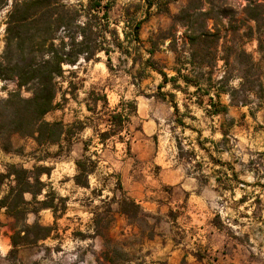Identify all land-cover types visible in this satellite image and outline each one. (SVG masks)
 <instances>
[{
  "label": "rangeland",
  "instance_id": "374dc122",
  "mask_svg": "<svg viewBox=\"0 0 264 264\" xmlns=\"http://www.w3.org/2000/svg\"><path fill=\"white\" fill-rule=\"evenodd\" d=\"M22 1L0 0V55L5 45L8 16L16 12ZM196 1L199 2L198 10L204 13L198 20L208 16L206 28L217 36L213 78L220 79L224 74L231 86L238 87L235 98L246 100L245 103L257 102L264 95L261 82L264 0H171L169 13H156L155 7H151L148 15L144 0H101L100 5L87 14L85 10L89 2L93 4L92 0H58L52 2L50 8L43 3L36 6L40 13L52 9V18L64 16L70 21L69 27L56 29L53 39L57 46L63 40L65 50H75L79 46L78 42L83 41L82 32L76 25L88 22L83 36L92 50V57L86 60L83 58L86 53L79 54L73 65L64 64L63 75L56 78L60 90L55 101L59 106L43 118L61 120L67 129V138L61 141L60 148L56 144L37 145L31 137L15 133L10 137L9 149L4 150L1 147L4 142L0 140V172H5L8 164H15L31 170L43 182L41 193L36 197L38 203L32 201L30 193L23 194L30 203L25 205L22 215L13 216L4 206L0 207V264H180L182 260L188 264L197 260L196 255L203 257L202 264H215L219 255L212 249L195 253L198 247L187 246L188 238H183L184 245L173 259L168 258L175 243H179L186 232L177 223L166 220L164 211L154 213L140 205L139 216L132 218L119 207L122 192L128 196L120 180L124 168L131 166L130 171L136 172V177H142L143 170L156 171L151 163L132 157L142 120L136 111L142 114L149 102H162L155 95L161 76L143 67L141 61L152 56L168 76L175 74L172 68L176 53L183 62L187 61L190 57L189 28L186 23L173 21L172 16L186 8L192 12ZM250 13L259 15L252 18ZM139 19L144 20L139 31L141 41L137 42L132 36V25ZM73 32L74 40L69 35ZM151 47L153 53L148 52ZM249 58L256 67L250 66ZM243 62L247 63L246 67ZM183 66L185 73L193 74L189 63ZM244 69L249 75L247 78L240 76ZM208 70L203 67V71ZM256 75L261 88L252 80ZM178 82L184 86L181 80ZM184 88L183 92L176 90L170 82L161 88L162 92H172L174 101L180 105L174 113L170 103L164 101L171 106V113L160 123L157 133L164 138L170 137L181 162H189L192 166L195 165L191 162L195 149L205 155L197 146L194 130L206 128L207 118L197 122L192 119L194 115L182 107V102L192 104L199 100L198 95L193 94L195 86ZM16 89L14 78L0 79V98ZM19 92L23 97L30 95V89L24 86ZM214 92L215 87L210 88V93ZM200 98L207 106V96ZM113 112H125L128 118L120 131L101 144L98 132L116 129V126H109ZM153 139L156 140L155 135ZM189 141H192V150L185 147ZM84 143H87L86 154L96 161V168L88 176V186H79L73 181L74 161L82 155ZM223 143L225 139L221 147ZM199 145L200 148L210 146L202 141ZM9 184L5 180L0 186V198L8 192ZM163 192L164 188H159L155 193ZM220 204L226 205L224 199ZM212 221L219 223L217 217ZM222 225L226 227L224 231L229 232L227 226ZM252 261L264 264V252L254 251Z\"/></svg>",
  "mask_w": 264,
  "mask_h": 264
},
{
  "label": "crops",
  "instance_id": "0c3cea01",
  "mask_svg": "<svg viewBox=\"0 0 264 264\" xmlns=\"http://www.w3.org/2000/svg\"><path fill=\"white\" fill-rule=\"evenodd\" d=\"M261 82L264 88V69ZM210 95L215 98L214 93ZM219 101L227 106L225 113L209 114L204 103H181L194 115L193 120L207 118L206 128L194 130L197 146L205 155L195 149L192 166L181 162L170 137L157 133L171 106L152 101L142 114L137 110L142 120L132 157L151 163L156 171L143 170L144 175L136 177L128 166L120 172V180L127 195L139 205L154 213L164 211L166 220L186 232L168 258L173 259L184 245L183 238H188L187 246L198 247L195 253L212 249L219 255L215 264H257L252 254L264 252V95L257 102L234 105L227 93H220ZM223 138L226 143L221 147ZM200 141L210 146L200 148ZM190 145L192 141L185 147L191 149ZM159 188H164V194L155 193ZM223 199L226 205L220 204ZM214 217L218 224L213 223ZM195 258L188 264H202L203 257Z\"/></svg>",
  "mask_w": 264,
  "mask_h": 264
},
{
  "label": "trees",
  "instance_id": "16d2710c",
  "mask_svg": "<svg viewBox=\"0 0 264 264\" xmlns=\"http://www.w3.org/2000/svg\"><path fill=\"white\" fill-rule=\"evenodd\" d=\"M57 1L23 0L20 3V7L16 8V12H11L8 16L5 45L0 55V79L14 78L17 89L9 92L5 98H0V140L4 142L1 146L4 150L9 149L10 137L15 133L31 137L37 145L56 144L58 148L61 147V141L67 138V129L61 120L47 121L43 117L46 113L59 106V103L55 101L56 94L60 90L56 78L63 75L65 71L63 68L64 64L73 65L81 53H86L83 58L88 60L92 57V50L86 44L85 36H83L88 22L83 23V25H76L77 28L81 29L83 41L78 42L79 46L75 50H65L66 44L63 40H61L59 46L55 45L53 39L56 38V29L60 26L63 28L69 27L70 21L65 20L64 16L52 18L54 13L52 9H46L43 13H40L36 6L43 3L46 8H50L51 3ZM92 1L93 4L91 2L88 3L85 10L86 14L90 13L94 7L99 6L101 3V0ZM170 1L144 0L147 15L151 7H155L156 13H169L168 4ZM198 3L196 1L193 4L192 12H188L186 8L172 16L173 21L188 25V40L190 43V57L187 61L183 62L176 53L175 66L172 68L175 74L168 76L162 68L156 65L152 56L142 60L141 64L161 76V82L157 85V93L155 95L162 101L170 103L174 113L178 112L174 94L161 91V88L168 82L171 83L174 89L182 92L186 86H195L193 94L198 95L197 98L199 100L197 103L199 105L203 104V100L200 97L207 96V113H225L227 106L219 101L220 93H227L230 97V103L234 105L243 104L246 100L234 97L235 93L238 92V87L231 86L229 78L224 74L220 79L215 80L213 78L212 67L216 66L217 60L215 46L217 36H215V32H211L206 28L208 16L205 20L204 17L198 20L204 15L198 10ZM257 7L260 8V5ZM259 13H250V17L255 18ZM143 20H136L132 25V36L137 42L141 41L139 31ZM197 20L198 25L196 23ZM69 35L72 40L75 39L74 32ZM102 50L108 54L107 49L103 48ZM148 52L153 53V47L149 48ZM185 62L190 64V72L193 74L184 72L185 68L183 65ZM177 63L180 66H177ZM243 63H245L244 67H246L247 63ZM249 63H251L250 66L256 67L255 62L250 58ZM203 67H208L209 70L203 71ZM245 69L240 74L243 78L249 76ZM204 72L206 76H204ZM256 77L252 78V80L261 88L260 78L258 75ZM202 79L206 81V85L202 83ZM179 80L182 81L184 86L178 82ZM23 86L30 89L28 97L21 96L19 92V88ZM212 87H215V98L210 95V88ZM110 117L109 126H116V129L109 128L98 132L101 144H104L105 140L117 133L118 130L120 131L124 127V121L128 118L125 112H113ZM179 123L183 125L182 120H179ZM119 139L122 141L120 137ZM86 144L84 143L82 155L74 161L76 171L73 175V181L79 186H88V176L96 168V161L86 154ZM177 147L180 149L178 144ZM127 148L129 150V146ZM5 180L10 182L8 185L9 190L1 196L0 207L4 206L8 213L15 216L19 213L22 215L26 211L25 205L30 203L23 197L26 192L31 194L33 202L38 203L36 197L41 193L43 182L31 170L15 164H8L7 170L0 172V186ZM118 183V188L121 190L120 182L118 181ZM11 194L12 196H10ZM10 197L11 201L8 202ZM45 206L51 207L48 204H45ZM119 207L122 213L132 218L138 217L141 212L140 205L132 198L125 196L123 192ZM180 264H185V261L182 260Z\"/></svg>",
  "mask_w": 264,
  "mask_h": 264
}]
</instances>
